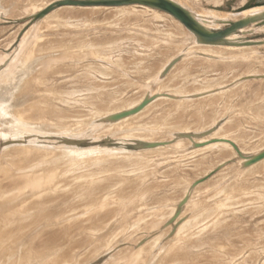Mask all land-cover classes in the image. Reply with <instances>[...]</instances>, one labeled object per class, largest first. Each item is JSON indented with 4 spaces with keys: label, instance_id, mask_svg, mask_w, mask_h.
Masks as SVG:
<instances>
[{
    "label": "rangeland",
    "instance_id": "1",
    "mask_svg": "<svg viewBox=\"0 0 264 264\" xmlns=\"http://www.w3.org/2000/svg\"><path fill=\"white\" fill-rule=\"evenodd\" d=\"M54 1L0 0V264H264V22Z\"/></svg>",
    "mask_w": 264,
    "mask_h": 264
},
{
    "label": "water",
    "instance_id": "2",
    "mask_svg": "<svg viewBox=\"0 0 264 264\" xmlns=\"http://www.w3.org/2000/svg\"><path fill=\"white\" fill-rule=\"evenodd\" d=\"M131 5H142L147 6L164 13L169 14L175 20L180 22L193 36L198 44L203 45H223L228 44L229 36L232 35L234 32L238 31L239 29L259 21L264 22V12L259 14L246 16L240 21L232 23L230 27L218 31L212 32L208 30L204 26H202L193 15H191L186 9H183L179 5L175 4L171 0H83V1H72V0H60L55 2L43 11L33 15L31 18V23H34L47 13L51 12L53 9L60 7V6H101V7H121V6H131ZM149 100H145L138 106L129 111L122 112L117 116H114L115 119L126 117L130 114H133L144 107ZM264 158V152L261 154L250 158L246 165H250L256 163Z\"/></svg>",
    "mask_w": 264,
    "mask_h": 264
},
{
    "label": "bare ground",
    "instance_id": "3",
    "mask_svg": "<svg viewBox=\"0 0 264 264\" xmlns=\"http://www.w3.org/2000/svg\"><path fill=\"white\" fill-rule=\"evenodd\" d=\"M56 1V0H55ZM54 1V2H55ZM172 1V0H171ZM58 2V1H57ZM174 2V1H173ZM175 3V2H174ZM175 4H177V3H175ZM178 5V4H177ZM46 6V5H45ZM120 7V6H119ZM181 7V6H180ZM183 8V7H182ZM184 9V8H183ZM260 11V10H259ZM189 12V11H188ZM258 12V11H257ZM261 12H263V11H260V12H258V13H255V14H259V13H261ZM190 13V12H189ZM191 14V13H190ZM255 14H251V15H255ZM192 15V14H191ZM245 15V14H244ZM248 16H250V15H248ZM197 20V19H196ZM220 21V20H219ZM240 21V20H239ZM201 24V23H200ZM202 25V24H201ZM203 26V25H202ZM214 26V25H213Z\"/></svg>",
    "mask_w": 264,
    "mask_h": 264
}]
</instances>
